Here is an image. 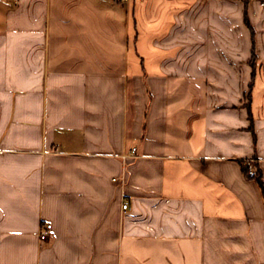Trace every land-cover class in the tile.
Masks as SVG:
<instances>
[{
	"label": "crops",
	"instance_id": "crops-1",
	"mask_svg": "<svg viewBox=\"0 0 264 264\" xmlns=\"http://www.w3.org/2000/svg\"><path fill=\"white\" fill-rule=\"evenodd\" d=\"M243 1L0 0V264H264Z\"/></svg>",
	"mask_w": 264,
	"mask_h": 264
},
{
	"label": "trees",
	"instance_id": "trees-1",
	"mask_svg": "<svg viewBox=\"0 0 264 264\" xmlns=\"http://www.w3.org/2000/svg\"><path fill=\"white\" fill-rule=\"evenodd\" d=\"M260 4V2H259ZM252 19L250 17L249 13V5L247 1H243V8H242V15H241V22L246 28V30L249 33L250 36V53H249V60H248V65L251 68V75H250V80L245 84V88L242 92V106L246 109V113L248 115V118L250 122L252 123V114H251V100H252V88L254 84V79H255V74H256V60H257V53H256V34H257V29L254 28L252 24ZM250 130L252 131L253 134V140L255 143V133L253 130V127H250ZM240 166L242 169L243 174L245 177L249 180L254 181L256 186L259 189V192L261 194V197L263 199V205H264V179L263 175L261 173V170L259 168V165L256 161L255 164V173L253 175H250L248 173V170L245 166V162H240Z\"/></svg>",
	"mask_w": 264,
	"mask_h": 264
},
{
	"label": "rangeland",
	"instance_id": "rangeland-1",
	"mask_svg": "<svg viewBox=\"0 0 264 264\" xmlns=\"http://www.w3.org/2000/svg\"><path fill=\"white\" fill-rule=\"evenodd\" d=\"M227 1H231L232 3H233V1L235 2V3H238L240 0H227ZM244 1H247L248 2V5L249 6H251V11H252V15L254 16V20H257L258 19V21H259V18L261 19L262 17H263V14H259L258 15V11H257V9L256 8H258V6H259V4H257L260 0H244ZM261 2V1H260ZM234 3V7H233V10L232 11H234L237 15H238V13H241V10H240V7H237L236 6V4ZM233 5V4H232ZM255 5V11H254V6ZM224 6V5H223ZM223 9L224 8H220L219 9V11H220V13H221V11H223ZM231 9H229V11H230ZM232 14H233V12H231ZM251 13V12H250ZM235 14V15H236ZM234 15V14H233ZM236 15V16H237ZM252 15H250V17L252 16ZM217 16H218V14H217ZM219 16H221V15H219ZM124 17H125V12H124ZM216 19V14L214 13V11H213V8H211V6H209V5H207L206 4V2H204V24H206L207 22H208V31H211V30H213L214 31V28L215 29H217V27L215 26V24L214 25H211L212 23L211 22H213L214 20ZM252 22V21H251ZM214 23H217V21L216 22H214ZM253 24V23H252ZM207 26V25H206ZM205 26V27H206ZM215 26V27H214ZM254 26V25H253ZM255 29H256V27H254ZM242 28H240V27H236V29H235V35H236V39L238 38V34H241L242 33ZM237 44V43H236ZM237 47V46H236Z\"/></svg>",
	"mask_w": 264,
	"mask_h": 264
},
{
	"label": "built area",
	"instance_id": "built-area-1",
	"mask_svg": "<svg viewBox=\"0 0 264 264\" xmlns=\"http://www.w3.org/2000/svg\"><path fill=\"white\" fill-rule=\"evenodd\" d=\"M260 5L264 7V1L260 2ZM136 151V148H131L130 153L134 154ZM254 159H248L245 161V166L248 170V173L250 175H253L255 173V165H254ZM128 207L127 202H124L122 205V208L125 210ZM51 224H45L39 231V240L43 241L47 238L51 231Z\"/></svg>",
	"mask_w": 264,
	"mask_h": 264
}]
</instances>
